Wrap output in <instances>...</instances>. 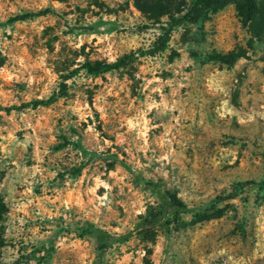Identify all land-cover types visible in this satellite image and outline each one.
I'll return each instance as SVG.
<instances>
[{
  "label": "rangeland",
  "instance_id": "rangeland-1",
  "mask_svg": "<svg viewBox=\"0 0 264 264\" xmlns=\"http://www.w3.org/2000/svg\"><path fill=\"white\" fill-rule=\"evenodd\" d=\"M223 1L150 55L129 0H0V264H92L87 226L101 264H264V34Z\"/></svg>",
  "mask_w": 264,
  "mask_h": 264
},
{
  "label": "trees",
  "instance_id": "trees-1",
  "mask_svg": "<svg viewBox=\"0 0 264 264\" xmlns=\"http://www.w3.org/2000/svg\"><path fill=\"white\" fill-rule=\"evenodd\" d=\"M132 6L140 13L155 19L167 16L169 21L165 26L160 27L161 32L155 46L149 51L150 55L161 52L169 39L170 32L180 24L193 19L197 16L199 10L204 6H212L214 9L220 10L225 6L223 0H188V4L184 0H129ZM185 6L187 11L183 13ZM233 9L241 23L246 26L247 32L251 38L259 40L264 34V0H240L233 3ZM44 12L23 13L15 15L11 18V22H23L32 17L41 15ZM51 98L46 102H53ZM42 102V103H46ZM41 105V104H40ZM152 195L159 201L160 208L157 223L165 226L169 218L175 215L179 210H185L186 207L177 200L172 194L160 189L157 183L145 181ZM4 211V205L0 202V218ZM83 235L90 236L95 241L97 254L92 264H101V257L107 247L113 240H122L124 237L111 238L104 231L87 226L83 231ZM0 238V248L2 247Z\"/></svg>",
  "mask_w": 264,
  "mask_h": 264
}]
</instances>
